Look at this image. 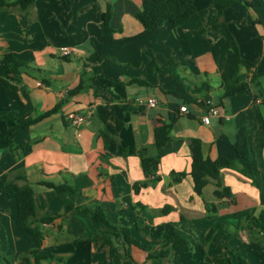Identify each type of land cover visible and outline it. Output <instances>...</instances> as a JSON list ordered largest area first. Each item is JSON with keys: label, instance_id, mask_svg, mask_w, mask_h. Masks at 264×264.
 <instances>
[{"label": "crops", "instance_id": "crops-1", "mask_svg": "<svg viewBox=\"0 0 264 264\" xmlns=\"http://www.w3.org/2000/svg\"><path fill=\"white\" fill-rule=\"evenodd\" d=\"M193 1L196 11L186 23L175 28L164 23L148 33L134 17L140 0H35L25 10L0 9V56L12 52L25 62L14 75L15 88L0 81V135L12 126L5 113L26 119L54 109L31 125L15 128L14 148L0 150L4 235L0 258L10 255L13 264H55L51 259L35 263L30 252L39 249L43 256L52 254L70 264H181L180 254L163 246L158 236L168 222L197 231L196 245L205 254L200 264H237L225 244L247 264H264V242H252L249 231L241 227L243 212L264 211V147L258 141L264 136V0L263 5L250 7L244 1L252 0L236 1L223 12L222 20L241 56L252 63L250 69L241 66L239 73L247 83L253 74L257 76L249 91L222 99L225 40L211 29L215 18L211 1ZM107 5L112 38H103L100 32ZM22 14L24 27L19 24ZM247 16L256 22H245ZM65 47H78L83 53L62 55ZM168 59L177 63L174 71L185 88L178 95L172 93L173 75L155 69L164 70ZM204 84L208 88L197 92L196 87ZM185 95L190 99L185 101ZM147 97L154 99L153 105L146 103ZM183 104L185 112L179 109ZM208 104L218 114L205 124L202 117ZM69 113L81 114L84 121L72 125ZM161 123L171 125L170 140L160 149L157 172L146 177L138 150L151 147L153 130ZM241 127L248 130L259 187L236 170L222 168V183L232 196L215 198L212 183L196 195L188 173L191 140H200L204 156L210 159H235L233 143ZM173 172L184 175L173 180ZM17 174L24 175L34 192L37 210L32 225L43 232L40 245L19 225L15 187L24 181L13 180ZM140 182L146 185L135 191L133 185ZM47 183L65 184L77 193L60 194ZM95 205L111 225L127 228L130 237L148 250L122 235H111L82 209ZM210 205L216 207L215 213L208 212ZM45 216L52 219L39 222ZM217 225L204 243L207 231ZM230 230L238 233L240 241ZM160 251L164 255L155 257Z\"/></svg>", "mask_w": 264, "mask_h": 264}, {"label": "trees", "instance_id": "trees-1", "mask_svg": "<svg viewBox=\"0 0 264 264\" xmlns=\"http://www.w3.org/2000/svg\"><path fill=\"white\" fill-rule=\"evenodd\" d=\"M35 0H0V9L3 7L18 6L21 10H25ZM54 1V0H46ZM214 9L215 18L211 25V29L220 33L226 44L227 55L223 70L220 73V87H221V99L232 95H238L250 90V86H256L254 82L257 75H252L250 82L244 81V75L239 73L241 66L250 69L252 63L245 60L239 51L238 43L230 32L224 21L222 20L224 10L233 2L244 0H210ZM245 2L247 7L261 6L263 0H252L251 2ZM140 10L135 14V19L142 27L143 33H148L157 30L164 23L169 24L172 28L178 27L186 23L191 15L196 11L193 0H140ZM111 17V7L107 5L106 9L102 12L103 26L101 27V36L103 38H112L113 30L109 28V20ZM245 22H256L247 16L244 19ZM19 24L24 27L25 15L22 14L19 17ZM167 67L164 70L155 68L158 72H164L172 74L176 81V87L172 91L173 94L178 95V92L185 91L180 81L177 79V75L174 71L177 63L172 59L167 60ZM25 66V62L15 56L12 52H6L0 56V81L12 88L15 85L12 83L16 81L14 75L20 72V69ZM153 63H149L147 72H152ZM136 82H142L140 79H136ZM208 88L207 84L196 87L197 92ZM183 99L189 100V97H183ZM54 109L47 111L35 118L17 119L12 113H5V116L12 122V126L9 127L0 135V150L1 149H13L14 144L12 141V133L15 128L25 127L31 125L49 113ZM171 125L167 123H161L155 127L152 135L151 147H141L138 150V156L140 158L141 167L146 177L154 175L160 163L162 153L160 149L170 140L169 132ZM264 131V124L262 125ZM260 145L264 147V136L258 139ZM191 161L189 166V174L192 179L193 191L196 195L201 196L203 188L208 184L214 185L213 195L217 199L224 197L230 198L232 196L229 187L222 183L220 177V170L222 168L233 169L249 178L251 182L259 187V169L257 166V160L253 155L252 148L249 144L248 130L246 127H241L235 136L233 148L236 154L235 159H229L225 156H218L215 159H210L204 156L202 152L201 142L198 139H192L190 142ZM153 151H148L149 149ZM184 175L183 172L172 173L173 180H179ZM20 179L24 183L15 187V201L17 206V215L19 219V225L22 229L32 234L31 241L41 244L43 239V232L38 227L32 225L36 216V204L34 199V192L32 188L26 182L23 174H17L13 177V180ZM13 180L7 182L6 186L12 183ZM49 188L60 194H75L77 191L68 185L60 184L54 185L51 183L46 184ZM146 185L145 182L135 183L133 188L138 191L141 187ZM70 207V205H68ZM82 209L94 219L104 224L111 235L119 236L138 246L143 250H148V246L140 244L136 240L130 237L129 231L125 227L113 226L107 221L102 209L95 205L93 207H82ZM208 212L215 213L216 207L211 206ZM211 216V215H208ZM52 217H42L39 222L50 221ZM241 227H245L250 235L251 241L262 244L264 242V211L260 210L255 215V209L250 208L241 215ZM219 228V225L211 227L205 234V243L207 244L215 231ZM159 236L164 240L163 246H170L171 250L175 254H184L190 250V241L188 238L182 237L172 228L171 223H164ZM0 243L4 245V235L0 228ZM225 249L229 250L233 258L237 260V264H247L245 260L234 249L228 247L225 244ZM34 262L38 263L42 259H51L55 261V264H70L62 261L61 258L55 255H41L39 249L32 250L30 252ZM164 252L160 251L155 257L163 256ZM152 255L148 254V257ZM102 264H113L111 261H105ZM226 264H233L228 261Z\"/></svg>", "mask_w": 264, "mask_h": 264}, {"label": "rangeland", "instance_id": "rangeland-1", "mask_svg": "<svg viewBox=\"0 0 264 264\" xmlns=\"http://www.w3.org/2000/svg\"><path fill=\"white\" fill-rule=\"evenodd\" d=\"M174 225L172 226V228L175 232H177L182 237L190 239L189 240L190 241V250L188 253H184V254L179 255L180 263L181 264H200V260H201V258H204L205 254L203 251L204 249L202 250L201 248H199L196 245L197 240H199L198 236L196 238L197 231H195V229H193V232H188L187 231L188 228H186V226L182 223H176ZM200 226L198 225L197 228H199ZM146 231L148 232L147 229H146ZM151 235L153 236L152 232L149 233V236H151ZM230 235L232 237L234 236L237 241H240L239 240L240 238H239L237 232L230 230ZM204 243H205V240H204ZM203 244L199 243V245H203ZM227 245H228V247L234 249L237 252V250L235 248H233L231 245H229V244H227ZM153 249H155V248L153 247ZM227 251L231 255V259H234L232 254L230 253V251L229 250H227ZM1 255H2V253H1ZM239 255H240V253H239ZM0 264H13V258H11L10 255H6V260H5L3 255H2L0 258Z\"/></svg>", "mask_w": 264, "mask_h": 264}, {"label": "built area", "instance_id": "built-area-1", "mask_svg": "<svg viewBox=\"0 0 264 264\" xmlns=\"http://www.w3.org/2000/svg\"><path fill=\"white\" fill-rule=\"evenodd\" d=\"M82 53H83V50L78 48V47H65L62 49V55H65V56L70 55V54H82ZM146 103L148 105H153L154 99L152 97H147ZM179 109H180V111L185 112L186 106L183 104L179 107ZM216 114H218L217 108L211 104H208L206 114L202 117L203 123L208 124L209 123V117L211 115H216ZM67 118H68L69 122L74 126L79 125L84 121V117L79 113H69L67 115Z\"/></svg>", "mask_w": 264, "mask_h": 264}]
</instances>
